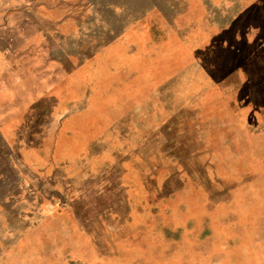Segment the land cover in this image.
Here are the masks:
<instances>
[{
	"label": "rangeland",
	"instance_id": "1",
	"mask_svg": "<svg viewBox=\"0 0 264 264\" xmlns=\"http://www.w3.org/2000/svg\"><path fill=\"white\" fill-rule=\"evenodd\" d=\"M155 6L171 1L3 10L0 44L45 74L0 106V264H264V128L244 125L234 76L176 77L154 21L135 25ZM27 9L60 24L37 37Z\"/></svg>",
	"mask_w": 264,
	"mask_h": 264
},
{
	"label": "crops",
	"instance_id": "2",
	"mask_svg": "<svg viewBox=\"0 0 264 264\" xmlns=\"http://www.w3.org/2000/svg\"><path fill=\"white\" fill-rule=\"evenodd\" d=\"M170 1V9L155 6L141 15L135 25L145 29L154 21L156 35L164 37L162 42L166 47L169 44L171 67L177 78L185 76L187 82H192L194 76H200L204 83L210 84L216 82L218 75L222 78L220 84H223L234 76L239 85L235 91L236 101L244 125L263 129L264 103L258 102L253 87L259 89L261 86L264 93V0ZM10 2L15 0H0V28H6L8 14L3 10ZM24 15L27 20L37 19V37L42 35V38L50 31L46 26L47 20L48 23L49 20L58 21V24L61 20L60 16L51 17L45 12L35 15L29 9L22 12ZM20 35L25 38L27 56L32 53L34 59L40 55L42 42L36 41L35 33L28 35L21 31ZM20 52L22 49L18 46L0 44V106L6 100L16 98L13 87L20 84V77L45 74L40 73L39 69L43 66L38 64L26 63L25 67L19 61ZM50 87H43L41 94L50 95ZM53 90L57 92L58 88ZM55 96L58 99L61 97L59 94ZM48 97L41 95L34 98ZM3 114L10 113L0 111V115Z\"/></svg>",
	"mask_w": 264,
	"mask_h": 264
}]
</instances>
